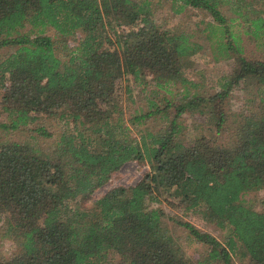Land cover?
<instances>
[{"label":"trees","instance_id":"16d2710c","mask_svg":"<svg viewBox=\"0 0 264 264\" xmlns=\"http://www.w3.org/2000/svg\"><path fill=\"white\" fill-rule=\"evenodd\" d=\"M210 39L232 65L207 92L194 65ZM128 161L147 170L91 199ZM258 190L264 0H0V264H264V200H245Z\"/></svg>","mask_w":264,"mask_h":264},{"label":"rangeland","instance_id":"374dc122","mask_svg":"<svg viewBox=\"0 0 264 264\" xmlns=\"http://www.w3.org/2000/svg\"><path fill=\"white\" fill-rule=\"evenodd\" d=\"M162 12V10H160ZM207 20V17L204 16L202 13L197 12L195 10H189L185 13V20L189 22H196L197 29L199 30L202 28L203 23L200 22V20ZM169 21H172L171 19ZM232 30L235 31V34L238 36L239 44L242 45L243 53L248 58L253 57H259L262 53L260 50H257L253 46V42H251L245 35L242 33L241 28L239 25L233 26ZM48 34H51V31H47ZM206 48L203 51V53L197 58L194 65V69L196 70H202L201 76L206 77L207 79L202 82L199 86V89H205L207 92L213 91V89L216 87L217 81L221 78L220 75L228 73V71L231 68L232 61L226 60V59H214V44L213 39L206 40ZM67 43L71 45L73 41L68 40ZM209 46H212V49L210 50ZM128 84H130L133 88V96L135 103H138L140 106L144 105V102L138 100V96L136 95V89L137 87L133 85V83L129 80ZM250 87L245 86L244 83H238L236 87L233 86L231 89L228 97L226 98L227 106L230 110H237L240 106L243 98L247 95V92L249 93ZM175 90V89H174ZM177 90V89H176ZM188 115H184V118H186V124L191 127L193 125H199L202 122H204V119L202 116L197 114H192L190 117H187ZM189 129V130H190ZM201 128H196L195 131L200 130ZM189 130L187 131V134H189ZM12 138L16 140H20L23 138L22 134L14 135ZM147 170V165L144 163L140 164L136 161H128L125 162L116 172L110 175L109 179L105 184L97 188L92 194L91 199H95L98 196H100L106 189L114 186H128L131 184H134L143 174V172ZM246 202L255 210H260L262 207V203L260 200H264V190H258L254 194H248L245 198ZM161 207L164 211L170 212L171 214L175 215H182L180 210L171 208V206L165 202H162L158 205ZM185 219V218H183ZM195 225H197L199 228L204 229L211 234H213L215 237L219 238L220 233H224V231L220 232L218 228H216L214 225L211 224H205L202 221H200L198 218L192 219ZM182 243L185 246V252L187 255H190V257L195 260L198 256L197 250L199 248L198 245L194 244L193 242L189 241L188 239L181 238ZM13 249V243L10 240L2 239V242L0 244V252L4 254H9ZM233 261L235 264H238L237 260L233 258Z\"/></svg>","mask_w":264,"mask_h":264}]
</instances>
